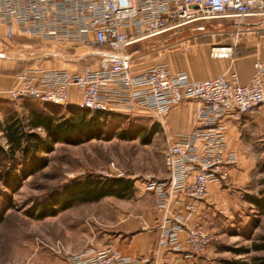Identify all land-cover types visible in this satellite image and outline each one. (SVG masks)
Masks as SVG:
<instances>
[{"label":"built area","instance_id":"obj_1","mask_svg":"<svg viewBox=\"0 0 264 264\" xmlns=\"http://www.w3.org/2000/svg\"><path fill=\"white\" fill-rule=\"evenodd\" d=\"M255 17H264V0H0V50L16 37H31L55 45H80L100 54L95 68L81 71L25 69L19 86L0 97L61 106L67 104L69 90L76 88L82 93L76 104L79 109L144 111L160 121L172 107L197 101L192 130L174 142L166 140L164 179L144 178L156 206L167 212L173 194L185 192L193 201H202L210 183L227 179V167L235 156L225 148V121L264 106V64L256 60L249 84L240 85L234 73L190 80L184 72L170 71L165 63L135 73L123 51L132 43L193 22L234 19L239 23ZM243 32L238 25L231 45L212 46L210 56L231 58ZM106 176L122 178V172L111 162ZM183 227L180 219H166L159 227L157 251H178ZM185 234V258L202 254L216 242L205 229L185 228ZM43 245L64 256L67 264H139L110 246L69 254L59 242Z\"/></svg>","mask_w":264,"mask_h":264},{"label":"rangeland","instance_id":"obj_2","mask_svg":"<svg viewBox=\"0 0 264 264\" xmlns=\"http://www.w3.org/2000/svg\"><path fill=\"white\" fill-rule=\"evenodd\" d=\"M263 20L264 17H255L238 23L231 19V23L235 24L232 25L234 27L253 24L250 25L251 29H259L263 33ZM231 28L224 25L222 19L201 20L132 43L123 53L130 59L133 69L143 70L156 63H170L173 57L186 53L185 48L189 49L200 39L211 38L203 33L227 32ZM3 51L18 65L19 71L44 63L48 68L81 71L85 67L95 68L100 59L96 49L80 45H55L30 37H16ZM21 103L7 101L0 104V125H5V115L13 114ZM67 106H60V117L69 116ZM160 123L155 115L144 111L114 112L106 117L101 139L79 145L55 144L53 152L45 156L47 166L22 181L15 191L0 182V208L9 203L12 205L0 225V264H52L53 259L58 257L43 244H54L55 231L58 229L59 233L60 226L55 224L53 218L31 219L25 211L34 202L43 200L69 182L83 180L87 176L114 178L106 176L111 162L122 172V178L131 180L135 188L145 189L146 176L163 178V150L167 136ZM133 131L137 133V138L133 140H124L119 136L120 133ZM38 133L44 136V132ZM250 166H253L250 173L254 178L248 186L239 188L228 185L232 189L226 197L227 201L222 203L223 211L218 214L221 220L213 229L207 230L215 236L216 242L197 255L199 258L194 264H229L237 261L264 264V251H255L253 248L264 242V216L246 201L247 196H259L263 188L264 155ZM240 250L245 252L238 253Z\"/></svg>","mask_w":264,"mask_h":264},{"label":"crops","instance_id":"obj_3","mask_svg":"<svg viewBox=\"0 0 264 264\" xmlns=\"http://www.w3.org/2000/svg\"><path fill=\"white\" fill-rule=\"evenodd\" d=\"M222 21L224 25L232 27L230 31L203 33L204 36L211 38L200 39V42L191 45L186 53L173 57L170 63L164 62L168 69L172 72H184L190 80L229 77L234 73L240 85H248L253 73V63L260 60L264 64V29L261 33L259 29L250 28L253 24L241 26L240 31L244 32L238 36L233 56L212 58L209 54L211 47L230 46L237 28L232 26L235 24L231 23V19ZM44 65L25 69L74 72L64 68H48L45 63ZM23 70L19 71L18 65L13 62L10 55L0 50V93L19 86V75ZM132 70L135 73L142 71L133 68ZM262 82L264 85V77ZM81 99V90L71 88L67 105H76ZM7 101L9 100L0 97V104ZM20 101L22 102L20 108L13 111L15 117L19 119H26L30 115L27 105H45L29 99ZM198 105L197 101H186L172 107L163 116L160 124L167 136L166 140L174 142L192 130ZM225 123V148L234 154L235 160L227 167L228 177L225 181L212 182L208 185V195L204 200L193 201L185 192L175 193L169 200L168 211L165 212V209L156 206L151 192L133 187L128 198L105 197L94 203L78 204L56 216L45 218H53L55 224L61 228L59 233L58 229L55 231L53 243H61L64 251L69 254L97 251L110 246L119 251L124 258L137 261L139 264H194L199 256L185 258L188 251L185 228L213 229L221 220L218 214L223 211L222 203L227 201L226 197L231 193L232 187L228 185H236L239 188L248 186L254 178L250 173L253 166L248 165H254L257 159L264 155V106L242 115L239 119L228 118ZM0 128L3 129L4 125H0ZM38 132L43 131L38 129ZM0 143L6 144L1 129ZM155 179L162 180L164 177ZM166 219L171 222L180 219L183 222L184 227L179 233L178 251L171 249L157 251L159 227ZM52 264L67 262L64 256H58L53 259Z\"/></svg>","mask_w":264,"mask_h":264},{"label":"trees","instance_id":"obj_4","mask_svg":"<svg viewBox=\"0 0 264 264\" xmlns=\"http://www.w3.org/2000/svg\"><path fill=\"white\" fill-rule=\"evenodd\" d=\"M27 107L30 115L26 119H19L14 114H9L2 129L6 144L0 143V182L13 191L22 181L47 166L48 161L45 156L53 152L55 144L79 145L101 139L106 126V117L114 113L91 112L79 109L76 105H68L69 116L63 118L59 116L61 107L58 105H27ZM38 129L44 132V136L37 133ZM150 135L151 132L148 136ZM119 136L124 140H133L137 138V133L136 131L120 133ZM132 191L131 180L87 176L83 180L71 181L43 200L34 202L25 214L31 219L42 220L56 216L77 204L94 203L105 197L128 198ZM246 201L254 206L258 214L264 216V184L259 196H247ZM11 208L10 203L0 208V225L5 219V213ZM253 248L255 251H264V242L254 245ZM229 264L247 263L237 261Z\"/></svg>","mask_w":264,"mask_h":264}]
</instances>
